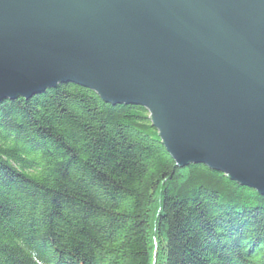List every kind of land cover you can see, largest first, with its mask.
I'll list each match as a JSON object with an SVG mask.
<instances>
[{
  "label": "trees",
  "instance_id": "trees-1",
  "mask_svg": "<svg viewBox=\"0 0 264 264\" xmlns=\"http://www.w3.org/2000/svg\"><path fill=\"white\" fill-rule=\"evenodd\" d=\"M0 264H264V196L178 168L144 108L60 85L0 102Z\"/></svg>",
  "mask_w": 264,
  "mask_h": 264
},
{
  "label": "water",
  "instance_id": "water-1",
  "mask_svg": "<svg viewBox=\"0 0 264 264\" xmlns=\"http://www.w3.org/2000/svg\"><path fill=\"white\" fill-rule=\"evenodd\" d=\"M64 84L264 196V0H0V102Z\"/></svg>",
  "mask_w": 264,
  "mask_h": 264
}]
</instances>
